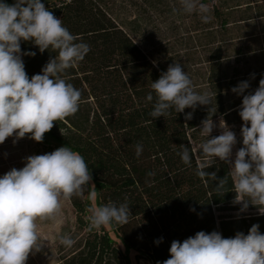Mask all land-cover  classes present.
Listing matches in <instances>:
<instances>
[{
  "label": "trees",
  "instance_id": "1",
  "mask_svg": "<svg viewBox=\"0 0 264 264\" xmlns=\"http://www.w3.org/2000/svg\"><path fill=\"white\" fill-rule=\"evenodd\" d=\"M154 2L170 7L176 0ZM199 2L209 6L211 20H197L206 57L202 81L193 86L197 93L212 94L211 106L198 105L182 113L172 109L170 115L155 119L150 115L155 103L151 84L167 67L133 39L136 20L119 21L107 0L45 4L78 37L77 43L90 46L84 60L64 74L82 93L79 110L56 121L45 133L46 153L66 146L81 154L95 184L94 205L127 202L131 211L127 224L108 225L123 247L121 251L104 227L88 231L92 189L86 186L84 200L76 196L70 199L75 224L85 235L61 264H131V251L146 257L150 264H163L170 258L172 241L183 242L199 231H217L224 238H233L237 232L247 235L252 225L258 224L264 234V215L259 209L251 205L241 211L234 202L229 166L203 155L200 149L201 122L207 117L243 125L239 116L243 97L231 89L247 81L250 87L245 94L254 93L264 79V0ZM21 50L36 53L22 56L29 78L42 74L44 65L57 54L51 48L41 53L31 41H22ZM149 92L154 97L151 102L146 99ZM189 112L192 119L186 120ZM137 144L143 146L139 157ZM183 145L189 147L190 166L178 154ZM200 168L208 175H197ZM223 177L227 183L218 190Z\"/></svg>",
  "mask_w": 264,
  "mask_h": 264
},
{
  "label": "clouds",
  "instance_id": "2",
  "mask_svg": "<svg viewBox=\"0 0 264 264\" xmlns=\"http://www.w3.org/2000/svg\"><path fill=\"white\" fill-rule=\"evenodd\" d=\"M180 5L184 13L196 12L202 22H210L208 5L199 0H180ZM77 39L41 0H15L12 4L0 0V144L9 137L18 140L26 135L43 142L56 121L79 110L82 93L64 78L66 71L76 67L90 51L87 43H77ZM22 41H31L41 53L49 48L57 53L44 65L42 74L28 77L22 56L36 53L22 52ZM249 87L247 81H242L231 89L243 97L239 110L243 146L236 151L235 159L236 134L223 122L219 125L221 134L212 137L217 125L209 117L201 122L200 130L208 139L200 149L203 155L229 166L234 202L242 205L241 211L251 204L264 215V79L254 93L245 94ZM151 89L155 93L150 113L154 119L170 115L172 109L182 113L198 105L211 106L212 94L197 93L180 63L169 65ZM146 99L153 101V93L149 92ZM185 119H192V113H187ZM142 152L143 146L137 144L136 156ZM178 154L184 164L191 165L188 146L183 145ZM25 161L21 169L12 168L0 177V264H26L30 253L41 251L46 240L39 234L38 221H56L62 201L82 196L86 186L92 189L90 200L95 201L97 196L85 159L69 147L28 156ZM197 175L208 173L200 168ZM226 183L227 177L219 179L217 189H223ZM87 212L88 231L112 222L127 224L131 215L127 202L93 205ZM58 239L65 247L74 244L67 234ZM169 252L170 258L163 264H264V234L258 224H253L247 235L237 232L233 238H224L217 231H199L183 242L172 241Z\"/></svg>",
  "mask_w": 264,
  "mask_h": 264
},
{
  "label": "rangeland",
  "instance_id": "3",
  "mask_svg": "<svg viewBox=\"0 0 264 264\" xmlns=\"http://www.w3.org/2000/svg\"><path fill=\"white\" fill-rule=\"evenodd\" d=\"M57 1L41 0L44 4ZM107 1L110 12L117 16L119 21L125 23L128 20H136L132 27L136 33L132 37L145 53L157 62H165L167 69L173 63H180L193 84L202 81L200 74L205 64L206 48L200 36L201 24L197 20L201 18L198 13H184L180 0H176V3L171 4L170 7L165 3H156L154 0H150L151 2L145 0ZM4 2L12 4L15 0H4ZM212 120L217 125L211 133L214 137L222 132L219 127L220 123L223 125V122L225 124L226 122L221 117H215ZM226 125L237 137V144L233 147L232 159L234 160L236 151L243 146L242 125ZM200 139L204 143L208 137L201 132ZM41 154H46L44 143L34 141L29 135L18 140L15 136L7 138L3 144H0V177L12 168L24 167L26 157ZM86 192L87 188L82 196L76 197L84 200ZM90 201L93 206L94 201ZM239 207L241 208L242 205L239 204ZM104 228L109 231L108 226ZM38 231L46 241L41 251L30 253L26 264H61V259L67 256L85 235V230L78 228L75 224V211L70 200L62 201V211L56 221H38ZM65 234L74 240L70 248L59 243L58 237ZM109 235L116 242L117 247L123 251V247L114 234L109 231ZM128 256L131 264H150L146 257H138L132 251Z\"/></svg>",
  "mask_w": 264,
  "mask_h": 264
}]
</instances>
